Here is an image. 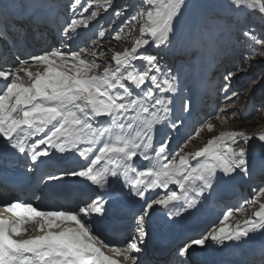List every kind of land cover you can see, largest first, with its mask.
Listing matches in <instances>:
<instances>
[{"label": "snow or ice", "instance_id": "snow-or-ice-1", "mask_svg": "<svg viewBox=\"0 0 264 264\" xmlns=\"http://www.w3.org/2000/svg\"><path fill=\"white\" fill-rule=\"evenodd\" d=\"M143 2L154 7L138 8L125 21L130 25L143 18L142 35L130 50L114 54V68L112 63L104 62L99 72L101 62L95 50L85 56V48L67 53L60 48H42L23 60L17 55L18 67L0 66V170L23 161L26 172L41 173L42 182H62L73 177L90 182L95 189L94 198L76 209H41L38 204L19 199L0 203V264H146L148 233L144 225L158 207L167 210L164 215L171 222L184 212L199 211L218 189L238 176L251 175L248 144L253 137L242 132L221 133L199 150L181 154L204 127L213 130L208 123L211 115L177 148H170L171 132H178L186 115L191 116L195 109L196 92L195 86L186 90L180 72L163 63L161 57L178 43L203 50L211 22L193 16L182 34L185 14L194 8L192 0ZM79 3L75 0L69 10L75 12ZM28 6L48 10L55 7L50 0H32ZM227 7L264 18V0H227ZM16 8V0H0V42L13 54L18 51L17 42L9 43L8 37L15 28L12 17ZM96 16L93 11L90 19ZM81 25L87 27V21L67 20L61 28L62 39L66 42L79 35ZM245 27L242 34L249 37L254 29ZM104 36L101 30L98 37ZM252 41L249 54L264 56V38L253 36ZM137 61L143 62L142 68ZM34 65L43 67V71L32 72ZM236 75V71H229L223 78L220 91L225 96L214 113L217 118L225 110V102L239 98L240 93H229L230 81ZM25 77L31 82L25 84ZM229 114L235 116L234 111ZM157 125L168 131L153 147ZM37 136L39 139H33ZM255 139L264 142V134ZM64 153L78 157L82 163L57 171L42 168L54 155ZM200 158H204L203 162ZM134 159L149 161V165L133 166ZM170 184L178 186L181 194L170 190V194L156 193L146 198L150 190H168ZM125 189L144 203L136 215L135 234L117 244L103 236L92 217L119 215L120 208L112 205L121 199ZM34 198L39 196L34 194ZM262 198L264 185L253 189L251 200L245 199L235 209L228 208L221 220L223 226H212L199 238L180 246L176 253L178 264H187L190 249L203 250L212 243L239 246L256 234L264 235ZM247 204L258 211L235 227L225 223ZM6 213L14 218H3ZM27 223L34 225L36 234H28L24 227ZM241 264H264V247Z\"/></svg>", "mask_w": 264, "mask_h": 264}, {"label": "rangeland", "instance_id": "rangeland-1", "mask_svg": "<svg viewBox=\"0 0 264 264\" xmlns=\"http://www.w3.org/2000/svg\"><path fill=\"white\" fill-rule=\"evenodd\" d=\"M192 3L194 8L185 14V20L182 22L181 28L183 27L185 33L193 16H202L210 21L209 35L204 49L185 48L183 43H178L174 49L163 54L161 57L164 59L162 60L163 63L180 72V79L185 89H191L195 86L197 100L199 96V91L197 90L200 84L199 79L206 72L204 68H207L209 71L211 70V64L213 65L212 72H218H216L215 81L223 79L229 71L237 72V75L230 81L234 85L241 83L245 87V84H242L245 81L247 86L250 87V81L256 75L264 79V56L257 55L253 57L249 54V49L253 47L252 37L264 38V18L255 14L249 15L248 12L232 11L227 7V0H192ZM101 5H103L102 1H97V4H94V1L90 0H80V3L76 4V6H79L77 7L79 9H75V15L79 20L87 21V27L81 25L77 29L79 35L73 36L72 39L75 50L77 48L87 49V52L84 54L85 56L91 55V51L95 46H100L99 49L104 54L100 55L101 51H99L97 55L98 62H101L99 72H102L105 66L104 62L112 63V67L114 68L115 64L112 62L114 54L123 52L126 49L130 50L134 46L136 39L141 37V28L144 24L143 18H138L137 21H133L130 25L125 24V21L138 8L154 7V5H145L143 0H124L123 4L115 9V13L107 14ZM88 7L90 11H88ZM93 11L97 13L94 21H92L93 18L92 20L90 19ZM70 18V15L66 16L63 14V23ZM245 26H250L254 29V32L249 37H245L242 34L246 30ZM91 30L93 32L88 36V40L82 39L79 43L75 42L76 38L84 36V34ZM101 30L105 33L103 38L98 37V33ZM115 35H118L119 39L112 38ZM140 62L137 61L136 63L142 68L143 62L141 64ZM14 65V67L19 66L18 63ZM42 69L38 65L30 68L32 72L43 71ZM24 82L28 84L29 80L25 77ZM252 85L254 86V81L251 83V88L246 89L250 91L253 87ZM213 89L216 90V86ZM259 94L253 98L252 93L245 92V94L242 93L241 99L238 98L235 102H225L223 108L228 111H221L218 119L215 116L214 119L216 120L212 123L213 130L209 131L205 127L198 137L189 141L183 153H187L188 151L193 152L197 148H202L209 139L219 136L223 131L232 128L235 132H242L246 136L253 137L248 144V147L251 149L249 158L251 159L252 169L255 168V171H263L264 142L255 139L264 134L259 132L264 127V91ZM217 99V96H215V100ZM223 100V98H220L218 107L221 106V101ZM175 102H179V99L177 98ZM243 106L244 111L241 116L240 111L236 110V108L242 109ZM213 110H216V108ZM233 111L235 112V116L229 114ZM212 121L211 117L208 123ZM258 183L259 186L264 185V172L261 174ZM242 195L245 196V199L250 196L246 193H242ZM248 199L251 200L252 198L248 197ZM261 202H264V198H262ZM255 208L258 209L256 206ZM244 217L247 216L244 214Z\"/></svg>", "mask_w": 264, "mask_h": 264}, {"label": "bare ground", "instance_id": "bare-ground-1", "mask_svg": "<svg viewBox=\"0 0 264 264\" xmlns=\"http://www.w3.org/2000/svg\"><path fill=\"white\" fill-rule=\"evenodd\" d=\"M17 3V2H16ZM90 32H92V31H90ZM22 59H26V58H22ZM2 66H12L10 63H6L5 65H2ZM11 79V78H10ZM242 93L243 92H241V95H242ZM215 96L216 95H214V98H215ZM204 109H205V106H204ZM210 114H208V116H209ZM211 117H212V115H211ZM210 121V120H209ZM208 121V122H209ZM151 151V150H150ZM201 160H204V158H200ZM252 178H253V183H255V185L257 184L258 186H259V183H258V179L257 178H254V175H252ZM86 187H88V184H86ZM74 209V208H73ZM158 209H160V207L158 208ZM243 217H244V214H243ZM30 230H34V226H32L31 227V229ZM117 244H122V243H124L123 241H120V242H116Z\"/></svg>", "mask_w": 264, "mask_h": 264}]
</instances>
